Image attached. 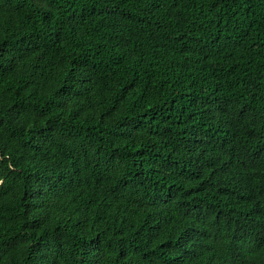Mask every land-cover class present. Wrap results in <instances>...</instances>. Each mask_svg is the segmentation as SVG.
I'll use <instances>...</instances> for the list:
<instances>
[{"label":"trees","instance_id":"1","mask_svg":"<svg viewBox=\"0 0 264 264\" xmlns=\"http://www.w3.org/2000/svg\"><path fill=\"white\" fill-rule=\"evenodd\" d=\"M0 264H264V0H0Z\"/></svg>","mask_w":264,"mask_h":264},{"label":"water","instance_id":"2","mask_svg":"<svg viewBox=\"0 0 264 264\" xmlns=\"http://www.w3.org/2000/svg\"><path fill=\"white\" fill-rule=\"evenodd\" d=\"M1 184V183H0Z\"/></svg>","mask_w":264,"mask_h":264}]
</instances>
